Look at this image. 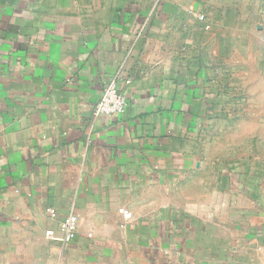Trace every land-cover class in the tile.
<instances>
[{
  "label": "crops",
  "instance_id": "0c3cea01",
  "mask_svg": "<svg viewBox=\"0 0 264 264\" xmlns=\"http://www.w3.org/2000/svg\"><path fill=\"white\" fill-rule=\"evenodd\" d=\"M263 11L0 0V264H264Z\"/></svg>",
  "mask_w": 264,
  "mask_h": 264
},
{
  "label": "built area",
  "instance_id": "2783aa9c",
  "mask_svg": "<svg viewBox=\"0 0 264 264\" xmlns=\"http://www.w3.org/2000/svg\"><path fill=\"white\" fill-rule=\"evenodd\" d=\"M264 14V11H263ZM127 106V100L118 84L115 81L108 82L105 86L104 93L94 107L96 117H112L123 114ZM47 214L58 219V229L45 230V237L48 240H58L62 242H71L78 230V217L74 213H69L63 218L58 216L57 210L53 207L46 209ZM120 213L125 220L132 218L131 212L126 209H120Z\"/></svg>",
  "mask_w": 264,
  "mask_h": 264
},
{
  "label": "rangeland",
  "instance_id": "374dc122",
  "mask_svg": "<svg viewBox=\"0 0 264 264\" xmlns=\"http://www.w3.org/2000/svg\"><path fill=\"white\" fill-rule=\"evenodd\" d=\"M260 91H261V96L259 95V97H255L254 98V100H253V104L252 105H257V106H259V109H260V111L259 112H261L260 114L262 115V116H264V81L263 82H261V85H260ZM219 98H216L215 99V101L216 100H218ZM232 99H235V98H232ZM251 100V99H250ZM232 104H235L234 102H231ZM261 116V117H262ZM251 143H248V144H245L244 146H245V148H244V150H245V152H250L251 150H252V147L254 146V145H250ZM261 146V145H260ZM259 150H260V153H263L264 154V144H263V146H261L260 148H259Z\"/></svg>",
  "mask_w": 264,
  "mask_h": 264
}]
</instances>
